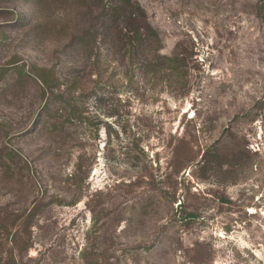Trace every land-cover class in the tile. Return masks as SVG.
Listing matches in <instances>:
<instances>
[{
  "label": "rangeland",
  "instance_id": "obj_1",
  "mask_svg": "<svg viewBox=\"0 0 264 264\" xmlns=\"http://www.w3.org/2000/svg\"><path fill=\"white\" fill-rule=\"evenodd\" d=\"M124 1L0 0V264H264V0Z\"/></svg>",
  "mask_w": 264,
  "mask_h": 264
},
{
  "label": "trees",
  "instance_id": "obj_2",
  "mask_svg": "<svg viewBox=\"0 0 264 264\" xmlns=\"http://www.w3.org/2000/svg\"><path fill=\"white\" fill-rule=\"evenodd\" d=\"M127 8H128V21L130 22L129 27L128 25L120 27V37H122L127 45V53L129 57L138 56L141 49H144L145 46L148 44V41H160V35L149 25L147 21V17L143 9L139 5H133L131 0L124 1ZM134 6V8H131ZM119 7H123V5H119ZM159 44L156 48L151 52L148 53L147 58L150 60V63H153L151 58H162V59H172L171 56L162 55L160 53ZM153 56V57H152ZM234 149L232 145L229 144L227 146L219 147L217 149H213L209 154H204V161L205 162H213L215 159L219 160V163L223 165L226 160L232 159L234 155Z\"/></svg>",
  "mask_w": 264,
  "mask_h": 264
}]
</instances>
